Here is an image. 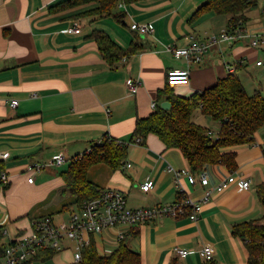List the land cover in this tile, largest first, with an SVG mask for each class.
Returning <instances> with one entry per match:
<instances>
[{"label":"crops","instance_id":"obj_1","mask_svg":"<svg viewBox=\"0 0 264 264\" xmlns=\"http://www.w3.org/2000/svg\"><path fill=\"white\" fill-rule=\"evenodd\" d=\"M66 1L0 0V150L10 154L4 161L9 183L0 188V228L5 246L30 233L36 218L50 216L57 225L67 224L77 199L67 191L62 173L74 157L105 135L129 143L137 119L153 111L170 69L190 70V79L171 83L177 95L189 97L231 75L246 89V82L258 76L255 61L264 59V48L252 47L249 38L264 35V0L244 11L247 21L243 39L212 47L199 64L176 60L166 48L205 43L228 28V15L208 12L193 19L208 0L120 2L109 16L90 13L94 8L90 4L53 8ZM73 23L82 27L80 34L65 32ZM134 23L148 24L154 32H135L131 30ZM96 31L108 35L127 55L108 63L93 37ZM133 44L138 47L131 53ZM259 70L263 82L260 90L253 88L255 94L264 97V70ZM135 79L142 85L132 95L127 83ZM12 100L19 102L15 109L10 105ZM192 119L219 132L220 124L216 129L206 125L200 109ZM263 144L264 126L253 143L231 148L236 152L235 170L221 164L205 166L209 177L206 187L191 185L186 176L176 175L189 170L186 159L180 150L167 149L154 134L144 145H130L121 169L113 170L105 163L92 166L88 180L100 189L122 192L133 209L172 204L183 196L202 200L208 189L231 174L251 181L248 190L239 191L231 185L214 193L202 204L195 222L186 217L165 218L133 229H112L104 233L103 248L115 251L119 247L115 234L126 231L125 241L140 253L141 264H206L199 254L204 246L213 248L217 264H247L245 242L232 232L244 222H264L260 197L264 192ZM58 155L66 158L64 164L29 171L35 163L46 165ZM128 163L131 168L125 167ZM31 176L32 183L28 180ZM149 180L153 186L145 192L141 187ZM177 247L193 253L178 257L174 251ZM74 249L75 243L66 245L52 259L31 264H74Z\"/></svg>","mask_w":264,"mask_h":264},{"label":"trees","instance_id":"obj_2","mask_svg":"<svg viewBox=\"0 0 264 264\" xmlns=\"http://www.w3.org/2000/svg\"><path fill=\"white\" fill-rule=\"evenodd\" d=\"M138 1L141 0H68L53 8L60 9L64 6L74 8L90 4L94 6L90 13L109 16L114 15L120 2L130 4ZM258 2L259 0H208L195 12L193 19L214 12L231 17L228 28L233 30L243 28L247 21L244 11L256 6ZM93 37L108 63L114 64L127 55L108 35L96 31ZM137 47V44H133L131 53H134ZM163 100L171 103L169 110L162 108ZM155 104L149 116L137 119L129 143L105 135L91 146L90 152L77 155L70 161L62 177L67 191L77 199L76 210L80 209L87 199L97 196L101 191L88 180V170L100 163L109 165L113 170L121 169L128 156L130 145H144L151 134L158 136L167 149L180 150L188 163L189 170L193 174H199L206 165L221 164L230 170H235L236 152L231 151V148L253 143L255 134L264 126V97L260 93L248 94L242 81L232 75L218 80L210 88L183 97L174 92L167 73L166 86L158 92ZM198 109L202 115L220 124L219 139L210 137L209 128L193 121L194 112ZM138 138H140L139 142H137ZM4 170H6L4 161H0V173ZM260 197L264 203V192H260ZM232 233L245 242L248 252L247 264H264V222L248 221L238 224ZM3 238L0 228V258L4 256ZM62 251L58 252L45 246L35 258L25 264L37 260H50ZM82 254V260L74 264H141L140 253L131 249L125 240L110 255H100L93 242L83 249ZM208 264L217 263L212 261Z\"/></svg>","mask_w":264,"mask_h":264},{"label":"built area","instance_id":"obj_3","mask_svg":"<svg viewBox=\"0 0 264 264\" xmlns=\"http://www.w3.org/2000/svg\"><path fill=\"white\" fill-rule=\"evenodd\" d=\"M131 30L140 34H151L154 28L148 24L134 23ZM82 27L79 23H73L65 32L68 34H80ZM244 27L236 29H224L219 35H213L205 43L195 42L186 47H178L169 45L166 51L171 53L176 60L185 59L189 64H199L203 61L205 55L212 48L222 42L235 43L245 37ZM250 44L256 49L264 48V35H250ZM126 60V59H125ZM255 66L264 70V59L255 61ZM1 71V64H0ZM190 70L188 68H173L168 71V79L171 83L181 82L190 79ZM142 85L141 80H130L127 83L130 94L138 93ZM11 107L17 108L19 102L11 101ZM154 103L152 107L154 108ZM221 127V126H220ZM208 135L212 138L219 139V132L208 131ZM140 138L137 139V142ZM264 154V144L262 145ZM91 151L90 149L88 150ZM83 155V154H80ZM10 157L8 152L0 150V161H6ZM66 162L64 156L58 155L45 164L35 163L30 166V172H40L44 166H60ZM131 168L132 164L125 165ZM178 177L186 176L191 185L197 183L206 187L209 185L208 174L202 170L199 174H193L190 170H181L176 174ZM9 175L6 171L0 173V188H4L9 183ZM29 182L34 181V177H29ZM231 185H236L239 191L248 190L251 186L250 180L238 179L235 174H231L226 180L218 184L212 189H208L202 200H195L188 196H183L172 204H164L150 208L133 209L128 206V201L120 191L113 189H101L100 193L87 199L80 209L70 213L66 225H57L52 217L45 216L36 218L32 221V229L30 233L18 236L4 248V256L0 258V264H25L35 258L45 246L51 247L56 251L65 249L66 241L71 240L75 243L74 261L80 262L83 258V249L90 246L92 242L97 246L100 255L106 256L114 252V249H104V233L112 229H133L142 224H146L153 220H161L165 218H182L186 217L192 221H197L202 212V204L209 202L214 193L223 192ZM153 186L152 181H146L142 185V190L148 192ZM183 191V189H181ZM126 231H119L115 234L117 246L125 240ZM101 247V250L98 249ZM178 257H186L193 253L191 250L175 248ZM200 256L206 264L214 260V250L211 246H204L199 251Z\"/></svg>","mask_w":264,"mask_h":264},{"label":"rangeland","instance_id":"obj_4","mask_svg":"<svg viewBox=\"0 0 264 264\" xmlns=\"http://www.w3.org/2000/svg\"><path fill=\"white\" fill-rule=\"evenodd\" d=\"M259 69H260V67H256V69L254 70V72H256V74L258 75V76H256L254 74V76H256L254 78V81H253L254 83L252 81H248L249 84L246 82V90H247L248 94H250V95L255 94V90H260V86H259L260 81L263 82L262 79L260 80V70ZM254 86H257V88L255 90L253 88ZM206 125H208L210 127H214L216 129L218 126V123L214 122L213 119H211L210 117H206ZM71 244L74 245V243L71 240L66 241L67 246H70Z\"/></svg>","mask_w":264,"mask_h":264},{"label":"water","instance_id":"obj_5","mask_svg":"<svg viewBox=\"0 0 264 264\" xmlns=\"http://www.w3.org/2000/svg\"><path fill=\"white\" fill-rule=\"evenodd\" d=\"M162 108L169 110L171 108V103L169 101H164L161 104Z\"/></svg>","mask_w":264,"mask_h":264},{"label":"bare ground","instance_id":"obj_6","mask_svg":"<svg viewBox=\"0 0 264 264\" xmlns=\"http://www.w3.org/2000/svg\"><path fill=\"white\" fill-rule=\"evenodd\" d=\"M238 178V177H237ZM144 184V183H143Z\"/></svg>","mask_w":264,"mask_h":264}]
</instances>
